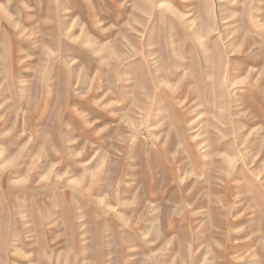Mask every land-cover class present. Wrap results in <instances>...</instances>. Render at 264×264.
Listing matches in <instances>:
<instances>
[{"label":"rangeland","instance_id":"rangeland-1","mask_svg":"<svg viewBox=\"0 0 264 264\" xmlns=\"http://www.w3.org/2000/svg\"><path fill=\"white\" fill-rule=\"evenodd\" d=\"M0 264H264V0H0Z\"/></svg>","mask_w":264,"mask_h":264}]
</instances>
